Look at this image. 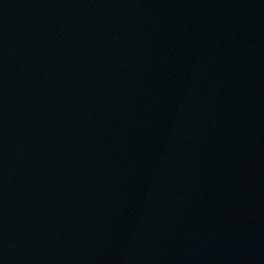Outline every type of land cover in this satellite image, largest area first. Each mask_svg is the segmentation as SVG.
<instances>
[{"label": "water", "instance_id": "water-1", "mask_svg": "<svg viewBox=\"0 0 264 264\" xmlns=\"http://www.w3.org/2000/svg\"><path fill=\"white\" fill-rule=\"evenodd\" d=\"M0 264H264V0H0Z\"/></svg>", "mask_w": 264, "mask_h": 264}]
</instances>
